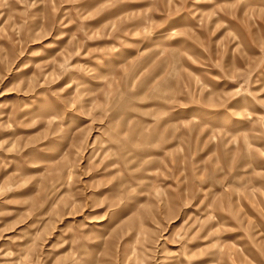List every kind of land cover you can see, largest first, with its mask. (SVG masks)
<instances>
[{"label": "rangeland", "instance_id": "1", "mask_svg": "<svg viewBox=\"0 0 264 264\" xmlns=\"http://www.w3.org/2000/svg\"><path fill=\"white\" fill-rule=\"evenodd\" d=\"M0 264H264V0H0Z\"/></svg>", "mask_w": 264, "mask_h": 264}]
</instances>
